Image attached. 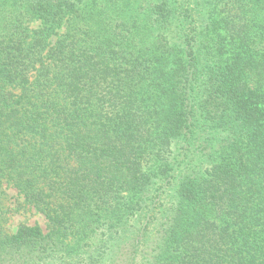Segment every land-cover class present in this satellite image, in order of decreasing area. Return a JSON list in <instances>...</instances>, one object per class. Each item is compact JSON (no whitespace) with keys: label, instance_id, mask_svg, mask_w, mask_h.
<instances>
[{"label":"trees","instance_id":"1","mask_svg":"<svg viewBox=\"0 0 264 264\" xmlns=\"http://www.w3.org/2000/svg\"><path fill=\"white\" fill-rule=\"evenodd\" d=\"M100 224L85 264H264V0H0V244Z\"/></svg>","mask_w":264,"mask_h":264},{"label":"rangeland","instance_id":"2","mask_svg":"<svg viewBox=\"0 0 264 264\" xmlns=\"http://www.w3.org/2000/svg\"><path fill=\"white\" fill-rule=\"evenodd\" d=\"M126 10L127 12H125L126 14L124 16L116 15L120 21L127 22L126 19L129 13L128 9ZM132 22H135L136 26H139L141 23V21H131V23ZM143 39H145V44L142 47H147L151 38L149 36H143ZM169 66H171V64L167 65V67ZM202 133L204 132H201V134ZM172 142L171 145L176 148L173 151L172 147L171 153L169 154L170 158L177 155L179 160L182 159L184 153H186V151L180 147L183 143L182 135L174 138ZM195 147L192 154L193 157L190 160L191 165H198L201 168L206 167L210 164L209 162L211 160L207 141L205 142L204 139ZM178 151L180 152L179 154ZM167 153L168 151L165 152L166 155ZM154 157L155 156H153V158ZM6 194V206L9 209V218L5 224V229L8 232H13L20 223L29 225L36 223L40 225L44 233L49 231L47 221L42 213L26 205L22 201V197H19L14 189H8ZM99 226L100 227H95L91 230L88 233L90 237L87 238H83L86 235L84 231L69 234L67 230L63 232L60 229V231H55L52 235H47L41 240H36V242L28 241L19 246H6L0 244V264H85L83 260L84 255L88 256L90 254H95L96 251L93 250L94 247L110 242L102 241V238L105 237L103 235V233H105L104 228L108 225L100 224ZM126 242L127 241L118 242V247L115 248V251L107 256V264H130L131 243ZM148 250L149 248H146L145 251H142V254H147Z\"/></svg>","mask_w":264,"mask_h":264}]
</instances>
